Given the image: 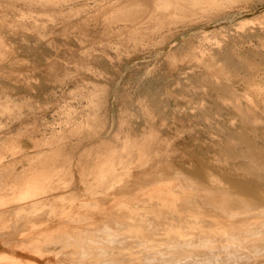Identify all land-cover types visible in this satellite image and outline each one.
<instances>
[{"label":"rangeland","instance_id":"obj_1","mask_svg":"<svg viewBox=\"0 0 264 264\" xmlns=\"http://www.w3.org/2000/svg\"><path fill=\"white\" fill-rule=\"evenodd\" d=\"M263 108L264 0H0V264H264Z\"/></svg>","mask_w":264,"mask_h":264},{"label":"bare ground","instance_id":"obj_2","mask_svg":"<svg viewBox=\"0 0 264 264\" xmlns=\"http://www.w3.org/2000/svg\"><path fill=\"white\" fill-rule=\"evenodd\" d=\"M260 46V45H259ZM243 93V92H242ZM246 93V92H245ZM250 101V100H249ZM233 105V104H232ZM240 107V106H239ZM249 108V107H248ZM252 109V108H251ZM264 109V108H263ZM254 110V109H253ZM253 110H251V112L253 111ZM237 111V110H236ZM255 111V110H254ZM260 111V110H259ZM263 111V110H262ZM257 112V111H256ZM255 112V113H256ZM253 113V112H252ZM263 113V112H262ZM247 114V113H246ZM258 115V114H257ZM262 115V114H261ZM250 116V115H249ZM253 116V115H252ZM251 116V117H252ZM256 117V116H255ZM260 117V116H259ZM246 119V118H245ZM244 121V120H243ZM254 122H255V120H254ZM242 123V122H241ZM260 124V123H259ZM252 130V129H251ZM249 132V131H248ZM243 134V133H242ZM248 138V137H247ZM250 140V139H249ZM245 141V140H244ZM243 142V141H242ZM247 142V141H246ZM248 145V144H247ZM251 149H252V147H251ZM261 153H262V151L261 150H259ZM259 151H258V153H259ZM235 152V151H234ZM253 154V153H252ZM257 154V153H256ZM248 157V156H247ZM246 157V158H247ZM257 157V156H256ZM258 157H260L259 155H258ZM257 157V158H258ZM222 161V160H221ZM262 161V160H261ZM254 166V165H253ZM259 166V165H258ZM257 166V167H258ZM231 169V168H230ZM228 176V175H227ZM231 177V176H230ZM264 177V176H263ZM231 178H233V177H231ZM238 178V177H237ZM236 178V179H237ZM234 179V178H233ZM240 179V178H239ZM239 179H237L238 181H239ZM240 182V181H239ZM245 188V187H244ZM245 190V189H244ZM259 198V197H258ZM257 199V198H256ZM263 200V199H262ZM262 209V208H261ZM260 209V210H261ZM214 211V210H213ZM259 211V210H258ZM257 211V212H258ZM255 213V212H254ZM254 213H252V212H249V213H247L245 216H247L245 219H244V221L241 223V225H237L238 226V232L239 233H243L242 234V236H243V238H246L248 235H250V234H252V235H254V233H253V230H254V228H256L257 227V222H258V218H259V216H256V218L254 217ZM214 218H215V220H214V222H213V225L215 226V227H217L218 229H221V230H228L227 232H229L230 230L232 231V229L234 228V227H236V223H234V222H232L231 220H227V219H224L223 217H221V216H223V215H226V213H224V212H217V211H215L214 213ZM212 214V215H213ZM254 214V215H253ZM260 214V213H259ZM218 215H220L219 217H217ZM262 215V214H261ZM263 216V215H262ZM264 217V216H263ZM253 219H255V221H251V220H253ZM209 223V222H208ZM262 224V223H261ZM264 226V225H263ZM236 231V230H235ZM251 236V235H250ZM238 243V242H237ZM246 252V251H245ZM229 256H231V255H229ZM197 258V257H196ZM190 259V258H189ZM200 259V258H199ZM196 260H198V259H196ZM208 260V259H207ZM200 261V260H199ZM209 261V260H208ZM212 261V260H211ZM210 261V262H211ZM214 261H216V259L214 260ZM214 261H213V264H216V263H214ZM193 263L192 264H207L206 262H205V260H204V262L202 261V262H194V261H192ZM217 262V261H216ZM188 263V262H187ZM186 263V264H187ZM218 263V262H217ZM174 264H176V263H174ZM179 264V263H178Z\"/></svg>","mask_w":264,"mask_h":264},{"label":"crops","instance_id":"obj_3","mask_svg":"<svg viewBox=\"0 0 264 264\" xmlns=\"http://www.w3.org/2000/svg\"><path fill=\"white\" fill-rule=\"evenodd\" d=\"M32 188H33V187H32ZM33 190H34V188H33ZM27 191H31V190H27ZM27 191H26V192H27Z\"/></svg>","mask_w":264,"mask_h":264}]
</instances>
